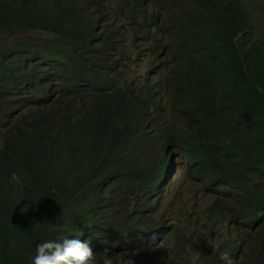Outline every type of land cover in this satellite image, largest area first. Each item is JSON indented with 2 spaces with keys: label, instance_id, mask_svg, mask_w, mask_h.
I'll list each match as a JSON object with an SVG mask.
<instances>
[{
  "label": "trees",
  "instance_id": "16d2710c",
  "mask_svg": "<svg viewBox=\"0 0 264 264\" xmlns=\"http://www.w3.org/2000/svg\"><path fill=\"white\" fill-rule=\"evenodd\" d=\"M126 42L148 68L128 71ZM178 164L213 196L203 209H164ZM71 237L114 264L139 246L157 264H264V29L249 0H0V264Z\"/></svg>",
  "mask_w": 264,
  "mask_h": 264
},
{
  "label": "clouds",
  "instance_id": "9594fccd",
  "mask_svg": "<svg viewBox=\"0 0 264 264\" xmlns=\"http://www.w3.org/2000/svg\"><path fill=\"white\" fill-rule=\"evenodd\" d=\"M138 52L136 55H133L132 53V58L138 57L136 62H134V64L132 65L133 68L141 67V66H145L148 68L146 63L147 57H143V53L139 55ZM140 57L141 59L144 60V62H141V59H139ZM167 61H168L167 57H162L160 67L156 66L155 69L163 70V71H171V65L170 64L168 65ZM139 62L142 63L141 66H138ZM130 68L132 69L131 64L129 62L128 70ZM174 173H175V168L171 173L170 177ZM10 180L12 183H15L17 185L22 183V177L18 175L16 172L11 173ZM193 184L200 186L199 183H193ZM165 193H166V189L164 192V199H165ZM210 202H208L205 206H207ZM196 203L199 204V199L196 201ZM163 207L168 211L169 214L172 213L169 211L168 205L165 204V200L163 202ZM199 209H201V204H199ZM192 210L193 208L189 212H191ZM175 211L176 210H174L173 212ZM144 253L149 254L152 257V259L145 260L141 258V255ZM119 255H120L119 264H157V260L161 257L160 253L154 252L152 249L143 246H139L138 249L133 251V254L122 252ZM133 256L136 258L135 262ZM220 259L223 262V264H238V262L232 259V256L229 255L227 252L223 253L220 256ZM32 264H114V260L110 255L109 249L105 248L100 253H94V249L92 247L91 241H88L84 237L81 238L71 237V238H64L60 241L47 239L41 243L36 244L35 252L32 257Z\"/></svg>",
  "mask_w": 264,
  "mask_h": 264
},
{
  "label": "rangeland",
  "instance_id": "374dc122",
  "mask_svg": "<svg viewBox=\"0 0 264 264\" xmlns=\"http://www.w3.org/2000/svg\"><path fill=\"white\" fill-rule=\"evenodd\" d=\"M261 4V6L259 5ZM249 7L252 10V16L254 18V22L259 27L260 31L264 29V0H249ZM29 37H46V35L41 33H31L28 32L26 34L21 35L18 38L29 39ZM127 49L131 50L133 55H136L139 49L135 46H129V43L126 42ZM141 59V57L139 58ZM142 63L139 62L138 66H141ZM132 69L133 66H131ZM131 69V68H130ZM129 69V70H130ZM128 70V71H129ZM127 71V72H128ZM137 72L135 73H126V76H130V78L136 77ZM166 193H165V204L168 205L169 211L173 212L174 210H179L182 208H186L188 211L192 209L193 203L199 199V204H201V209L213 199L212 195L203 194L202 189L199 185L190 183L183 178V167L181 164L175 166V173L169 178L168 183L165 185ZM220 234L230 237L232 240H240L241 239V231L234 229L225 230L220 229ZM141 258L145 260H150L152 257L149 254H142Z\"/></svg>",
  "mask_w": 264,
  "mask_h": 264
}]
</instances>
